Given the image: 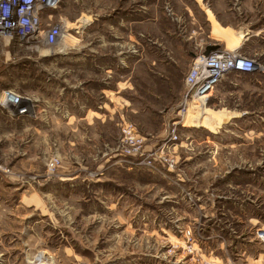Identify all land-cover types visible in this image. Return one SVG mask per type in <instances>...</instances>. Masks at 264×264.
Returning a JSON list of instances; mask_svg holds the SVG:
<instances>
[{
  "label": "rangeland",
  "instance_id": "obj_1",
  "mask_svg": "<svg viewBox=\"0 0 264 264\" xmlns=\"http://www.w3.org/2000/svg\"><path fill=\"white\" fill-rule=\"evenodd\" d=\"M41 19L57 43L0 46V92L31 105L0 106V264H264V0H61ZM242 28L258 71L196 104L192 59Z\"/></svg>",
  "mask_w": 264,
  "mask_h": 264
},
{
  "label": "built area",
  "instance_id": "obj_2",
  "mask_svg": "<svg viewBox=\"0 0 264 264\" xmlns=\"http://www.w3.org/2000/svg\"><path fill=\"white\" fill-rule=\"evenodd\" d=\"M61 0H0V46H9L12 42H29L30 38L39 39L44 36L48 44L57 43L62 33L61 24H53L45 31L41 29V16L45 12L57 9ZM209 54L200 52L193 58L192 66L186 77L193 102H204L210 91L220 83L227 72L232 70L241 73L258 71L259 64L253 58L241 53L222 49ZM1 51V48H0ZM227 51L228 53H224ZM0 106L11 110L14 114H29L31 107L29 97L9 88L0 92ZM184 104L182 110H190ZM257 238L264 243V229H259Z\"/></svg>",
  "mask_w": 264,
  "mask_h": 264
},
{
  "label": "crops",
  "instance_id": "obj_3",
  "mask_svg": "<svg viewBox=\"0 0 264 264\" xmlns=\"http://www.w3.org/2000/svg\"><path fill=\"white\" fill-rule=\"evenodd\" d=\"M245 30H246V28H242V33H241L240 35H238V36H237V35H234L235 39H236L237 42H238V45H236L235 47L241 45V44H240V42H241V38L243 37V33L246 32ZM247 30H248V29H247ZM235 31L238 33L237 30H235ZM225 43H226V42H225L224 39H222V38H217V42H213L212 45H213V46L220 45L221 47H223V46H225V45H224ZM190 54L192 55V58L195 56L194 52H191ZM192 61H193V59H192Z\"/></svg>",
  "mask_w": 264,
  "mask_h": 264
},
{
  "label": "bare ground",
  "instance_id": "obj_4",
  "mask_svg": "<svg viewBox=\"0 0 264 264\" xmlns=\"http://www.w3.org/2000/svg\"><path fill=\"white\" fill-rule=\"evenodd\" d=\"M216 47V49L215 50H211L209 53H211V52H213V51H222L223 52V50H222V47L220 46V45H216L215 46ZM239 47V46H238ZM238 47H235L234 49H230V51H235V52H238V53H240L239 51H238ZM61 52V51H60ZM224 53H228L227 51H224ZM197 104V103H196ZM203 105V104H202ZM194 109H196V110H198L197 108H193V111H194ZM187 111H191V108H190V110L189 109H187ZM188 114V113H187ZM193 114H194V112H193ZM189 115H190V113H189Z\"/></svg>",
  "mask_w": 264,
  "mask_h": 264
},
{
  "label": "water",
  "instance_id": "obj_5",
  "mask_svg": "<svg viewBox=\"0 0 264 264\" xmlns=\"http://www.w3.org/2000/svg\"><path fill=\"white\" fill-rule=\"evenodd\" d=\"M215 49H216L215 46H213V45H209V46L207 47L206 51H205V54H209V52H210L211 50H215Z\"/></svg>",
  "mask_w": 264,
  "mask_h": 264
}]
</instances>
